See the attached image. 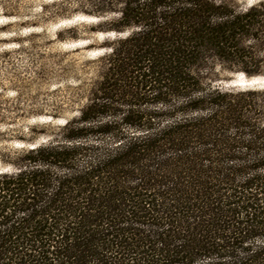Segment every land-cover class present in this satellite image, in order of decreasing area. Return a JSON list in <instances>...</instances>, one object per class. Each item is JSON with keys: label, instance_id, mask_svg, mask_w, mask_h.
Segmentation results:
<instances>
[{"label": "trees", "instance_id": "trees-1", "mask_svg": "<svg viewBox=\"0 0 264 264\" xmlns=\"http://www.w3.org/2000/svg\"><path fill=\"white\" fill-rule=\"evenodd\" d=\"M47 6L114 36L76 114L2 152L0 264H264V98L223 85L264 76V1Z\"/></svg>", "mask_w": 264, "mask_h": 264}, {"label": "rangeland", "instance_id": "rangeland-1", "mask_svg": "<svg viewBox=\"0 0 264 264\" xmlns=\"http://www.w3.org/2000/svg\"><path fill=\"white\" fill-rule=\"evenodd\" d=\"M19 1L20 16L7 18L0 11V156L24 146L18 137L29 126H60L63 116L76 114L95 75L91 61L105 52L104 40L114 36L91 29L98 18L73 12L54 16V8L47 6L52 0ZM237 1L249 5L258 0ZM69 27L75 28L77 38L66 31L62 38L56 36ZM223 85L257 91L254 98H264V76L235 74ZM1 170L8 169L0 164Z\"/></svg>", "mask_w": 264, "mask_h": 264}]
</instances>
